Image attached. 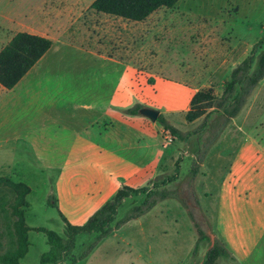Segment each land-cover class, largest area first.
I'll return each instance as SVG.
<instances>
[{
  "label": "rangeland",
  "instance_id": "obj_1",
  "mask_svg": "<svg viewBox=\"0 0 264 264\" xmlns=\"http://www.w3.org/2000/svg\"><path fill=\"white\" fill-rule=\"evenodd\" d=\"M42 2L5 0V10L14 14L17 23L7 17L0 27V50L15 34L28 31L21 24L39 28L52 21L54 16L49 8L42 7ZM80 18L73 23V32L66 36L67 45L59 46L54 59L48 61L51 81L58 82L55 80L58 78L70 91L65 98L83 97L84 103H95L100 95L102 105L118 88L122 72H130V96L143 101L148 108L172 113L168 120L188 135V140H174L170 144L171 149L179 152L178 159L145 185L157 182L160 190L166 188L178 199L160 202L147 215L123 226L114 237L104 239L77 264H203L206 251L216 239L209 213L216 218L221 242L229 252L218 264H264V166L257 169L260 186L258 196L252 200L258 202V206L248 213L246 209L239 210L235 220H231V214L219 209L218 197L223 194L224 171L228 164L225 158L216 161L221 146L218 140L210 144L215 130L210 128L195 134L203 118L193 123L185 119L193 93L211 87L216 96H221L232 70L250 56L253 47L263 38L264 0H181L173 9L163 8L145 22L90 10ZM96 49L104 60L93 55ZM13 101V97L3 100L2 104L10 108L0 109V178L31 188L28 208L23 214L27 225L64 236L65 224L60 214L73 225L81 226L88 221L80 214L95 200L96 165L106 158L91 152L83 158L77 157L76 148L82 141V137H78L69 167L62 174L59 167L65 161V154H55L53 164L39 158L29 143L30 131L34 128L31 121L35 116L26 111L19 113V109L13 113ZM172 101L178 102L174 108H171ZM247 104L248 108L252 105L256 113L253 123L264 126V81ZM124 110H116V113L126 115ZM63 114L62 123H67V129L60 126L55 131L60 144L67 145L84 125L81 119L72 120L68 111ZM37 117L42 118L41 114ZM147 119L157 124V132L162 130L166 137L157 122ZM246 121L239 119V126L232 127L234 131L224 130L221 135L243 133L240 129L247 128ZM258 128L264 131L259 125ZM85 135L86 132L84 138ZM222 151L223 157L230 153L226 149ZM199 162L198 174L193 180V168ZM111 169L105 167V176ZM17 197L14 189L0 182V264H9L6 258L17 257L19 253L27 254L24 259H18L19 264H41V256L50 249L47 237L36 229L21 230ZM143 199L144 196L128 199L120 208L118 218H123ZM190 213L209 240L199 242ZM246 218L252 221H241ZM94 237L80 235L73 255L81 256Z\"/></svg>",
  "mask_w": 264,
  "mask_h": 264
},
{
  "label": "crops",
  "instance_id": "obj_2",
  "mask_svg": "<svg viewBox=\"0 0 264 264\" xmlns=\"http://www.w3.org/2000/svg\"><path fill=\"white\" fill-rule=\"evenodd\" d=\"M95 1L43 0L42 7L49 8V13L54 16V20L46 22L43 27L39 28L19 23L28 30L19 33H28L47 38L52 42L51 49L13 89L8 90L0 85V109L3 111L9 110L10 107L3 105L2 102L13 97V113L19 109V113L26 111L29 115L34 114L35 117L31 121L34 128L30 131L29 143L31 149L38 154L39 158L46 160L48 164H53L52 160L55 154H65V161L59 167L62 174H65L69 167V159L75 150L78 137H82V141L76 148L77 157L83 158L85 154L91 152L92 155L95 154L100 158H106L105 161L96 165L98 178H96L95 183H97L98 187L94 195L95 200L91 201L89 198L88 201L93 204H89L90 207L80 214L87 219L109 201L123 186L132 188L146 187L145 185L149 181L162 173L172 161L179 157V152L170 147V144L174 143V139L172 143H169L168 135L163 137L162 130L157 132V124L149 122L142 115L130 116L116 113V110L128 109L136 104L148 108L143 104V101L133 99L130 96V83L128 82L131 79L130 72H122L118 88L112 91L111 98L107 99L102 105L99 100L100 95L96 98L95 103H84L82 91L81 99H66L65 97L70 93L68 88L63 87L58 78H55L58 82L51 81L53 78L49 71L50 62L48 61L54 59L59 46L67 45L66 36L68 33L73 32V23L79 21L80 17L89 10L99 13L92 8ZM159 10L151 14L145 21ZM99 14L107 15L104 13ZM7 17L8 19L11 18L10 21L17 23L14 14L7 9L5 10V0H0V27H2L3 23H6ZM92 53L97 58L105 59L99 54L97 49L95 52L92 51ZM51 84H55V86H51ZM194 93L196 94L197 92ZM194 93L193 96L195 95ZM176 103L178 102L172 101L171 108H174ZM248 105L225 129L232 132L234 131L232 127L235 128L238 125L239 119L247 120L245 122L246 129L238 127V130L240 129L243 133L235 132L231 136L223 134L218 139V144L221 147L216 161L225 158L228 164L224 171L223 194H221L220 198L218 197L219 209H223L228 215L231 214V220L233 221L236 218V212H239V210L243 212L246 209L248 213L249 209L254 208L255 205L258 206V202L254 203L252 200L258 196L257 193L260 186V177L257 169L260 166H264V131L257 129V125L262 128L264 126L259 123H253L256 113L252 105L249 108ZM64 106L65 108H63ZM67 111L72 120L74 118L81 119L84 126L70 144L61 145L55 129L60 126L64 130L67 129V123H62L63 113ZM37 114H41L42 118L37 117ZM160 114L167 118L172 113L161 111ZM117 128H119L120 133H117ZM85 132L86 137L84 138L83 134ZM224 149L230 151L228 155H225L226 157H223L224 152L222 150ZM109 166L112 168L111 172L106 173L105 176V167ZM177 204L180 207V204ZM209 215L214 223L215 238L221 240L218 234L216 218L210 213ZM245 220L252 221V218H246L241 221ZM28 226L32 229L31 231L39 228L29 224ZM118 231L110 237H114Z\"/></svg>",
  "mask_w": 264,
  "mask_h": 264
},
{
  "label": "trees",
  "instance_id": "obj_3",
  "mask_svg": "<svg viewBox=\"0 0 264 264\" xmlns=\"http://www.w3.org/2000/svg\"><path fill=\"white\" fill-rule=\"evenodd\" d=\"M180 1L96 0L92 8L99 13L141 22L161 8H174ZM263 46L264 36L253 47L250 56L233 69L224 84L221 96H216L213 88H208L198 91L192 97L185 119L188 123H193L203 118L202 124L194 133L199 134L210 128L215 130L210 144H214L231 121L243 111L257 87L264 80V48L258 52V49ZM51 47L52 42L47 38L28 33L16 34L0 51V85L8 90L13 89ZM142 108H144L143 105L136 104L124 110V113L130 116H139ZM157 123L174 140L180 142L188 140V135L173 126L164 115L160 114ZM206 153L207 150L202 152L200 162L204 160ZM200 162L193 168V180L197 177ZM0 182L5 183L18 193L17 213L20 216L18 224L23 232L31 231L32 229L23 219V214L29 204L27 196L31 193L30 187L24 183H15L7 178H0ZM160 186L157 182L152 186L142 188L123 186L81 226L71 224L66 217L60 214L65 224L64 236L45 228H37L36 231L46 235L50 247L49 251L41 256V264H77L86 259L104 239L131 221L146 215L160 202L166 199H178L166 188L160 190ZM141 196H144L142 202L133 205L127 214L119 219L118 213L123 204L128 199ZM56 204L57 201L54 200V205L57 206ZM190 217L199 236V242L209 240V236L196 222L193 213H190ZM80 235H95V237L87 250L81 256L75 257L73 252ZM24 255V253H19L17 257H7L6 261L9 264H19L18 259L24 258ZM223 256H229V252L221 240L216 238L206 253L203 264H218L219 259Z\"/></svg>",
  "mask_w": 264,
  "mask_h": 264
},
{
  "label": "water",
  "instance_id": "obj_4",
  "mask_svg": "<svg viewBox=\"0 0 264 264\" xmlns=\"http://www.w3.org/2000/svg\"><path fill=\"white\" fill-rule=\"evenodd\" d=\"M140 115L149 118L152 122H157L160 116V111L152 108H142L140 110Z\"/></svg>",
  "mask_w": 264,
  "mask_h": 264
},
{
  "label": "built area",
  "instance_id": "obj_5",
  "mask_svg": "<svg viewBox=\"0 0 264 264\" xmlns=\"http://www.w3.org/2000/svg\"><path fill=\"white\" fill-rule=\"evenodd\" d=\"M169 136V135H168ZM168 142L169 143H172L173 142V138L171 137V136H169V138H168Z\"/></svg>",
  "mask_w": 264,
  "mask_h": 264
}]
</instances>
